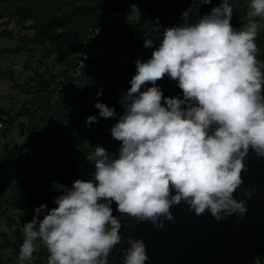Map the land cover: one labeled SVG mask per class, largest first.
<instances>
[{
  "label": "clouds",
  "instance_id": "obj_1",
  "mask_svg": "<svg viewBox=\"0 0 264 264\" xmlns=\"http://www.w3.org/2000/svg\"><path fill=\"white\" fill-rule=\"evenodd\" d=\"M211 2L193 0L179 23L164 27L156 39H143L142 47L151 49V55L134 61L135 74L117 101L122 108L118 116L114 107L95 102L98 111L85 118V125L115 118L109 132L119 146L115 152L100 144L89 147L85 159L93 162L91 179H76L70 187L52 182L60 193L53 197L55 207L44 214L47 206L40 204L23 223L17 264H30L41 246L48 253L45 264H108L110 250L121 242L114 211L155 228L173 220L170 209L179 203L195 215L207 212L218 223L246 211L236 195L247 171L245 158L251 151L264 159L258 24L251 19L240 30L233 27L229 0L200 14V7ZM247 9L249 17L264 18V0H247ZM139 20L123 27L134 29ZM99 34L95 43L106 52L98 58L108 53L109 40L106 34L100 41ZM97 61L94 70L82 75L94 72ZM165 75L176 82L179 96L163 95L156 82ZM106 90L97 96L103 98ZM148 262L143 240L127 237L121 264Z\"/></svg>",
  "mask_w": 264,
  "mask_h": 264
},
{
  "label": "trees",
  "instance_id": "obj_2",
  "mask_svg": "<svg viewBox=\"0 0 264 264\" xmlns=\"http://www.w3.org/2000/svg\"><path fill=\"white\" fill-rule=\"evenodd\" d=\"M0 0V39H9L11 34L6 31L10 21L16 20L20 31L29 28L30 35L20 37L21 44L9 49L17 54L39 48L46 57H55L64 69L57 75L50 76L47 80L42 74L34 71L38 80V86L29 104L21 115L8 119V130L15 127L20 136L34 135L49 128L55 123H69L70 118L76 116L81 119L84 115L97 113L95 102L105 103L114 107L117 116L122 111L117 103L121 93L129 87L130 71L135 72L134 61L145 60L150 57L151 49L142 47L143 39L151 37L156 39L164 27L179 23L176 17L165 25L159 21V29L155 30L150 21L143 20L134 29L124 28L121 24L128 23V16L133 6L148 8L155 12L159 19L170 20L182 7L192 3L193 0ZM220 0H212L211 4L203 7L211 8ZM233 5V13L230 23L235 28L242 27V20L247 15V0H229ZM188 7V6H187ZM186 7V8H187ZM116 11H119L118 22L115 20ZM199 13L203 14L201 9ZM111 18V22H107ZM27 22L31 25L26 26ZM89 29H97L99 40L106 34L109 40L106 44L108 53L100 54L96 58L97 67L94 72L86 71L77 79L68 75V69L73 64L78 53L83 49V40L86 39ZM139 37V46L143 48V54L136 53V49L125 51L129 58V71L117 72L113 69V56L117 47L123 48L132 41V35ZM256 44L258 46L257 59L264 63V27L258 30ZM138 54V55H137ZM12 80L11 71L0 72V80ZM127 79V80H126ZM58 87L69 90L61 96L54 92ZM108 87V93L102 98L97 92ZM30 94L29 91H25ZM32 100L34 102H32ZM32 102V103H31ZM115 123V118H98V122L91 124L93 133L109 132ZM98 124V125H97ZM119 143L112 137L103 147L109 152H115ZM92 161L84 164L70 166L52 147L43 145L40 141H33L24 151L20 148L9 149L5 146L0 152V217L5 219L8 227H13L14 239H9L1 234L0 252L10 250L17 259L19 246L23 240L22 225L32 219L33 209L40 204L47 207L44 210L55 207L53 197L60 193L52 188V182L57 181L70 187L76 179L89 180L94 171ZM15 182L18 191L8 200L4 199V191L11 183ZM255 194V193H254ZM115 209V204L112 205ZM121 223V242L115 245L107 257L108 264H113L116 255L130 231L139 223L136 217L126 213H113ZM42 218V217H41ZM46 249L42 246L33 253L30 264H35L37 255H43ZM0 264L2 260L0 257ZM250 264H264V244L257 256Z\"/></svg>",
  "mask_w": 264,
  "mask_h": 264
},
{
  "label": "rangeland",
  "instance_id": "obj_3",
  "mask_svg": "<svg viewBox=\"0 0 264 264\" xmlns=\"http://www.w3.org/2000/svg\"><path fill=\"white\" fill-rule=\"evenodd\" d=\"M158 3V0H156L155 5ZM200 9L205 13L210 10V8L203 6L200 7ZM148 14H150L148 8H142V6L139 5L133 6L131 13H129L128 21L130 22L132 19H137L138 21L140 16H144V19H148V21L154 25V29L158 30L160 19L155 15L153 17L151 15L148 16ZM251 19L256 20L258 24V30L264 27V18H254L249 16L242 20V27H245ZM165 21H168V19ZM130 23L133 27L134 21ZM28 25H31V22H27L26 26ZM241 28L236 29L240 30ZM6 31L11 34V37L9 39H0V72L11 71L13 74V79L0 80V152L4 146L5 148L8 147L9 149L16 147L25 151L31 142L37 140L45 146L52 147L57 155L63 158L70 166L84 164L86 153L91 150L89 147H94L96 144H100L103 147L111 139L110 132L93 133V127L91 125H85V118L89 116V114L84 115L81 119L73 116L70 118L69 123H55L53 124V128L51 127L34 135L20 136L15 127L8 130V119L15 118L17 115H21V113L24 112V109L31 106L29 102L35 95L32 93L38 86V80L33 74L34 71L42 74L43 77L48 80L50 76L59 74L64 69V67L60 62H57L55 57H46L39 48H34L30 51L19 52L17 54L11 53L9 49L21 44L20 37L22 35H30L32 31L30 28L26 31H20L18 29L16 20L9 22V24L6 26ZM132 36L131 43L125 44L122 49L117 47L118 50L113 56L112 68L117 72L124 70L129 71L131 69L129 65V58L127 57L125 51L136 49V53L138 54H143L144 52L143 48L139 46V37L135 36V34ZM106 41L107 39L104 40V43H106ZM130 72L131 75L129 80L135 74L134 71ZM156 83L161 87L164 96L172 97L180 95V89L176 86V82L169 80L167 75L158 80ZM147 86L148 85H145V87ZM25 91H29L30 94L26 93ZM99 91L101 92L103 89L101 88ZM54 92H59L61 96H64L65 93L70 91L58 87ZM108 92L109 91L106 90V93ZM262 94H264V90H262ZM32 102L34 101L32 100ZM121 112L122 111H120V113ZM117 143L119 142L117 141ZM250 154H253V156L255 155L249 151L246 158ZM246 168L247 171L242 172L241 174L242 185L238 188L236 193L240 199L244 200L246 211L243 213L233 214L229 217L230 220L228 225L232 228L228 233L232 235L234 232L237 237L236 239L235 237L229 238L227 235V237L223 238L224 243L220 245L221 247H219V245L218 247L225 251L236 252L243 249L245 245H247V232L252 229L250 228V223H248V221L251 220L252 225L255 217V203L252 199V196H254L253 193H255V191L258 192V190L262 188L264 184V167L262 166V163L256 162ZM17 191L18 188L16 183L12 182L10 187L3 193L4 199L8 200L10 197L15 195ZM251 201H253V210L250 211L248 206L250 205ZM247 214L248 218L244 219ZM198 216L203 220H206L209 217V219L212 218L207 212ZM211 220H213V218ZM227 220L223 222H226ZM235 222L237 225L234 224ZM220 225H223L222 222H220ZM12 229L13 227H8L5 223V219L0 217V235L5 234L9 239L12 240L14 239V232ZM235 234L233 235L235 236ZM47 255L48 253L45 251L43 255H37L34 257L35 264H45ZM186 256H189V254H186L185 257ZM0 257L2 264H17V259L10 250L1 251ZM158 262L159 264H165V260H160ZM166 263L170 264L169 262ZM233 264L238 263L233 262Z\"/></svg>",
  "mask_w": 264,
  "mask_h": 264
},
{
  "label": "water",
  "instance_id": "obj_4",
  "mask_svg": "<svg viewBox=\"0 0 264 264\" xmlns=\"http://www.w3.org/2000/svg\"><path fill=\"white\" fill-rule=\"evenodd\" d=\"M189 4L182 7L170 21L166 22L162 19L160 21L165 25L169 24ZM119 6L120 0L117 3V8ZM116 21H119L118 18ZM141 21L142 19L139 20L138 24ZM122 26L129 28L128 24ZM258 159L264 167V159L257 158L253 154L245 159L246 167L258 162ZM253 195L255 217L252 225L251 220L248 221L250 228H252L247 232L248 243L239 251H225L219 248L224 243L223 238L227 235L229 238L235 237L236 239L237 237L234 232L232 235L228 233L232 228L228 225L230 218L226 222H222L223 225L211 220L212 218L209 219L210 217L203 220L189 211L184 203H179L170 209L173 220L170 222L165 221L162 228H155L148 221H140L127 237L131 236L134 239L140 238L143 240L149 257L148 264H159L158 261L160 260H165V264H167L166 262L170 264H233V262L250 264L264 244V184ZM253 201L248 206L250 211L253 210ZM248 214L244 219L248 218ZM234 224L237 225L236 222ZM126 239L120 247L113 264H121V254L123 248L126 247ZM186 254H189V256L185 257Z\"/></svg>",
  "mask_w": 264,
  "mask_h": 264
},
{
  "label": "built area",
  "instance_id": "obj_5",
  "mask_svg": "<svg viewBox=\"0 0 264 264\" xmlns=\"http://www.w3.org/2000/svg\"><path fill=\"white\" fill-rule=\"evenodd\" d=\"M107 22H111V18H107ZM99 31L97 29H89L86 39L83 40V49L80 56L75 61L73 67L68 70V75L72 78H78L85 69H93L99 52L105 53L101 46L96 45V39ZM81 63V67H80Z\"/></svg>",
  "mask_w": 264,
  "mask_h": 264
},
{
  "label": "bare ground",
  "instance_id": "obj_6",
  "mask_svg": "<svg viewBox=\"0 0 264 264\" xmlns=\"http://www.w3.org/2000/svg\"><path fill=\"white\" fill-rule=\"evenodd\" d=\"M153 15H154V13L153 12H151ZM151 14H148V16H150Z\"/></svg>",
  "mask_w": 264,
  "mask_h": 264
}]
</instances>
